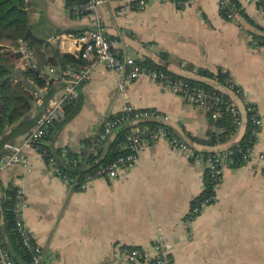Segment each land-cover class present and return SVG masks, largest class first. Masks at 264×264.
<instances>
[{"label": "crops", "instance_id": "0c3cea01", "mask_svg": "<svg viewBox=\"0 0 264 264\" xmlns=\"http://www.w3.org/2000/svg\"><path fill=\"white\" fill-rule=\"evenodd\" d=\"M32 1L45 7L43 24H37L38 15L30 13ZM218 2L191 0L183 9L159 2L137 9L129 1L99 7L104 31L120 53L165 65L171 74L218 90L237 106L243 125L228 141L207 145L197 139L206 140L209 132H219L208 111L161 90L146 76L118 90L122 75L98 65L79 90L73 104L76 113L43 140L48 149L56 152L65 147L79 152L95 123L128 104L166 115L170 130L198 157L189 159L160 140L144 146L135 165L121 170L116 178L96 179L85 190H77L56 177L39 153L25 150L28 170L14 165L1 171L0 196L10 186L23 190L28 203L24 223L43 249L42 264H119L113 258L118 246L148 248L156 231L171 243L173 264H264V176L255 159L264 152V47L249 44L250 36L264 34V10L246 5L235 21H226ZM26 3L29 24L34 25L31 30L46 43V51L77 58V35L67 33L90 28L88 18H71L65 10L66 0ZM0 39L4 43L0 55L10 52L13 44L1 32ZM2 66L9 70L10 81L20 77L8 65ZM198 69L214 75L221 70L243 96L215 82L214 76L199 75ZM56 72L58 76L62 71ZM49 88L57 92L61 87L56 82ZM45 93L41 95L43 105L34 103L25 119L31 120L28 128L14 131L8 127L0 135V157L7 153L3 141L17 143L34 126L48 101ZM246 103L261 120L252 148L254 159L239 167H224L217 201L189 219L190 205L204 187L202 153L219 152L241 140L247 129Z\"/></svg>", "mask_w": 264, "mask_h": 264}, {"label": "built area", "instance_id": "2783aa9c", "mask_svg": "<svg viewBox=\"0 0 264 264\" xmlns=\"http://www.w3.org/2000/svg\"><path fill=\"white\" fill-rule=\"evenodd\" d=\"M112 1H129L137 9H142L152 2L172 3L177 8L183 9L188 7L191 2V0H82L66 5V13L71 18H88L91 27L83 30L76 37L77 58L82 61L81 66L68 72L62 71L58 76H55L57 75L55 68L37 64L33 50L25 41L19 40L15 45L13 44L10 51L20 56V68L36 71L38 78L46 84L44 87H39L35 82L29 80L32 86L30 92L36 103L42 105L41 95L47 91L49 85L58 82L61 88L60 91L54 92L49 97L43 107L42 114L19 142L4 143L3 147L7 150V153L0 157V173L14 165H21L28 170V158L23 152L25 150L35 151L41 155L44 161L47 158L46 164L50 166L56 177L71 187L76 186L78 190H85L96 179L111 180L116 178L121 170L135 165L139 152L144 146L154 144L160 140L167 141L174 150L183 153L189 159L194 160L198 157L197 152L192 147L170 130L166 115L155 109H137L125 104L120 111L110 114L102 121L95 123L90 135L86 138L91 141L88 146L89 153L95 154L97 148L101 150V155L96 161L99 159L103 161L108 147L115 144L117 140H119L117 147L121 153L105 163L98 162V166L93 170H89L88 166H81L77 170L80 180L77 177L69 179L64 175L59 168L57 158L63 160L62 162H67L69 150L64 147L59 155H53L52 150L44 145L43 140L55 124L64 118L66 106L78 98L80 88L90 78L91 73L98 65H102L108 71L122 75L123 80L119 83L118 90L122 91L126 83L146 76L154 81L161 90L170 91L184 99L191 106L210 111L213 120L219 116L217 108L224 105V110L231 116L233 125L237 128L243 125L237 106L229 98L228 101H224L222 94L192 84L185 79L172 78L161 70L148 69L141 65V60L120 53L117 50L115 41L104 31L102 15L99 12L100 6ZM246 5L257 6L264 10V0H219L218 2L219 12L226 21H235ZM249 44L252 48L264 47V34L250 36ZM214 81L222 83L218 77H214ZM223 84L236 96L240 98L243 96L241 89L228 78L224 80ZM245 111L247 115L246 133H248V143L251 144V147L246 148L245 151L240 148L237 149V153L241 154L240 161L242 164H248L254 159L252 148L261 127L260 117L253 106L246 103ZM232 155L231 150L225 149L219 152H209L206 158L203 159L205 179L203 189L207 187L205 183H208L211 192L203 199L192 201L187 214L189 219H193L202 209L217 201L223 169L234 164ZM255 159L259 163L261 174L264 176V152L259 153ZM72 165L77 166L76 163H72ZM13 192L10 212L14 220V229L29 259V264H42L44 260L43 249L35 241L24 223V212L28 207L24 192L17 186H13ZM4 226V216L0 211V264H16L7 247ZM171 250V243L159 231H156L148 248L118 246L113 252V258L119 264H173Z\"/></svg>", "mask_w": 264, "mask_h": 264}, {"label": "trees", "instance_id": "16d2710c", "mask_svg": "<svg viewBox=\"0 0 264 264\" xmlns=\"http://www.w3.org/2000/svg\"><path fill=\"white\" fill-rule=\"evenodd\" d=\"M80 1L82 0H66V5H71ZM0 32L2 34V38L5 41L10 42L11 44L15 45L19 40L25 41L27 45L33 50L36 62L39 66L44 65L53 67L59 71L68 72L78 69L82 64V61L76 58L74 55L60 53L58 51H53L52 54H49L46 51V43L43 40L37 38L30 28L28 18V4L26 3V0H0ZM67 34L78 35L80 34V32L73 31L72 33ZM3 44L4 43L0 39V45ZM3 50L4 48H0V52ZM161 56L162 59L165 60V55L162 54ZM3 64L8 65L11 70L16 71L22 78L18 77L16 81H10V77H8L10 72L2 66ZM20 64L21 59L17 53H13L10 51L0 55V91L2 93L0 135L8 127L13 126L15 128L14 131H16L17 129L28 128L30 126L31 120L25 122V119L27 115L30 114L32 105H34V103L36 104V101L32 93L30 92L32 86L29 83V80L35 82V84H37L39 87H44L46 85L44 81L38 78V73L36 71L29 69L23 70L20 68ZM141 65L151 70H161L167 73V75L172 78L185 79L192 84L205 87L212 92L221 94L218 90H215L202 82L182 78L180 76L169 73L166 70L165 65L155 64L148 59L141 61ZM197 73L205 77H218L219 81H221L222 83L227 78V75L221 70H218L215 75L205 69H198ZM54 92L55 90L53 88H48L45 93L44 100L47 101ZM223 100L228 101V97L226 95H223ZM74 103L75 100L66 106L64 118L62 119V121H59L55 124L54 128L50 130V132L44 137V139L56 127H59L60 125L66 123L67 120H69L76 113L77 107H73ZM217 110L219 112V116L217 119L213 120L211 118L210 111L208 112V116L213 126H215L219 132H209L206 140L197 139L207 145L214 146L215 144H221L228 141L238 129L235 125H233L231 116L227 112H225L224 105H220ZM14 131L12 133H14ZM246 131L247 129L245 130L243 137L237 144L227 148L233 152L232 156L234 159V164L229 167H239L241 165H244L240 161L241 154L237 153V149L240 148L242 149V151H245L246 148L251 147V144L248 143V133H246ZM118 141L119 140H117V142ZM4 142L5 141L2 142L3 145ZM90 142L91 141L89 139L85 138L81 141V149L79 150V152L69 151L66 160L67 162H62L63 160L57 158L60 170L69 179H74L75 177H77V179L80 180L81 178H79V175L77 173L78 168L84 165L88 166L89 170H93L96 166H98V162L102 161V159L96 161L101 155V150L99 148H97V152L95 154L89 153L88 146ZM117 142L108 147L106 151L107 154L104 155L105 158L103 159L102 163L114 159L121 153L119 152V149L117 147ZM60 151L61 149L57 150L56 152L52 151V153L53 155H59ZM207 154H209V152L202 153L203 159L206 158ZM46 161L47 158H45V162ZM72 163H76L77 166L74 167ZM205 185L207 187L203 189L202 193L196 198V200L203 199L210 194L211 188L209 184L205 183ZM72 188L78 190L76 186H73ZM13 193V187L10 186L6 188V190L4 191V195L0 198V211L1 214H3L5 221L4 236L7 241V247L9 249L10 255L12 256L14 261L16 258L19 259L22 264H29V259L24 252L18 235L14 229V220L10 212L12 200L11 198Z\"/></svg>", "mask_w": 264, "mask_h": 264}, {"label": "water", "instance_id": "95a60500", "mask_svg": "<svg viewBox=\"0 0 264 264\" xmlns=\"http://www.w3.org/2000/svg\"><path fill=\"white\" fill-rule=\"evenodd\" d=\"M43 1H48V0H43ZM30 13L31 14H37V24H43L44 23V10L45 7L42 5L39 1H32L30 4ZM38 26V25H37ZM30 28L33 29L34 25L30 24Z\"/></svg>", "mask_w": 264, "mask_h": 264}, {"label": "rangeland", "instance_id": "374dc122", "mask_svg": "<svg viewBox=\"0 0 264 264\" xmlns=\"http://www.w3.org/2000/svg\"><path fill=\"white\" fill-rule=\"evenodd\" d=\"M4 53H7V52H4Z\"/></svg>", "mask_w": 264, "mask_h": 264}]
</instances>
